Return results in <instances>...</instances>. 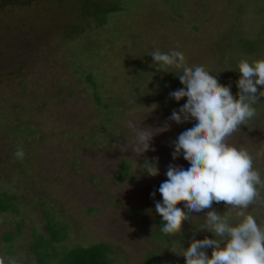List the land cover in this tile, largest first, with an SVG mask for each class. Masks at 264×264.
Wrapping results in <instances>:
<instances>
[{
	"label": "rangeland",
	"instance_id": "374dc122",
	"mask_svg": "<svg viewBox=\"0 0 264 264\" xmlns=\"http://www.w3.org/2000/svg\"><path fill=\"white\" fill-rule=\"evenodd\" d=\"M156 50L182 52L236 97L238 62L264 59V0H57L0 9V199H14L0 212V264H39L33 247L51 240L50 225L61 237L55 251L105 244L113 264H185L179 248L215 239L200 228L208 211H228L224 202L199 213L178 202L187 218L176 234L160 232L155 190L169 165H185L172 158V141L190 120H170L186 98L170 97L183 87L180 73L157 71ZM253 107L256 115L226 143L246 150L264 181V97ZM129 121L153 130L154 151L132 152ZM146 163L159 174L147 175ZM257 188L245 214L264 226V185ZM205 251L210 257L212 248Z\"/></svg>",
	"mask_w": 264,
	"mask_h": 264
},
{
	"label": "clouds",
	"instance_id": "9594fccd",
	"mask_svg": "<svg viewBox=\"0 0 264 264\" xmlns=\"http://www.w3.org/2000/svg\"><path fill=\"white\" fill-rule=\"evenodd\" d=\"M157 71L173 68L179 70L177 78L183 85L169 95L179 102H186L171 113L170 120L190 126L172 141V158L178 155L186 161L184 166L169 165L166 180L155 190L162 198L155 202V212L161 217L160 232L171 236L179 231L186 213H199L210 209L212 204L224 202L228 211L224 215L208 211L200 229L212 233L215 239H193L186 249L179 248L185 264H264V226L258 225L254 216L245 210L259 198L257 186L264 185L260 173L253 168L252 156L244 149L226 143V138L256 115L253 105L258 97H264V59L240 60L236 72V97L230 85L218 83L216 75L203 66H188L182 52L153 51L150 55ZM167 73V72H166ZM174 73V72H171ZM257 86L261 91L257 96ZM127 126L135 131L132 152L140 156L153 150L150 142L153 130ZM128 148L120 146L124 152ZM259 155V154H258ZM22 159L24 152L17 148L14 153ZM143 171L152 177L159 174L156 166L146 163ZM154 195V194H153ZM230 213L239 218L230 223ZM212 248L211 256L205 249ZM7 264H15L9 259Z\"/></svg>",
	"mask_w": 264,
	"mask_h": 264
},
{
	"label": "trees",
	"instance_id": "16d2710c",
	"mask_svg": "<svg viewBox=\"0 0 264 264\" xmlns=\"http://www.w3.org/2000/svg\"><path fill=\"white\" fill-rule=\"evenodd\" d=\"M54 1L57 0H0V9L27 8L35 4ZM94 7L93 9L97 13L96 10L102 9V4L95 3ZM118 10V8L108 10L106 13L110 14ZM9 201L13 202L14 199L3 195L0 199V212H7L12 209L13 205ZM48 230L51 235V240L44 241L43 239L39 240L37 238L35 246L33 247L34 252L37 254L39 264H50L52 262H57L58 264H113V259L111 258L113 250L109 245L105 244H97L89 247L78 246L69 250L55 251L52 244L61 242L60 232L53 225H50ZM7 240L11 241V238L8 237Z\"/></svg>",
	"mask_w": 264,
	"mask_h": 264
}]
</instances>
